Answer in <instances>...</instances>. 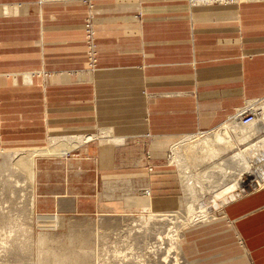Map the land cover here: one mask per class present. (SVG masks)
I'll return each instance as SVG.
<instances>
[{"label":"crops","instance_id":"obj_1","mask_svg":"<svg viewBox=\"0 0 264 264\" xmlns=\"http://www.w3.org/2000/svg\"><path fill=\"white\" fill-rule=\"evenodd\" d=\"M262 99L264 0H0V152L44 151L36 215L178 211L174 139ZM241 194L185 229L187 264H264V184Z\"/></svg>","mask_w":264,"mask_h":264},{"label":"rangeland","instance_id":"obj_2","mask_svg":"<svg viewBox=\"0 0 264 264\" xmlns=\"http://www.w3.org/2000/svg\"><path fill=\"white\" fill-rule=\"evenodd\" d=\"M248 105L259 111L258 119L264 116V99L254 102H248ZM235 124L237 125L236 121L230 118L221 126L222 128L227 127L231 139L236 145L235 148L232 150L228 149L226 151L221 150L219 154L216 156V158L213 157L211 158L212 160L211 159L206 160L205 166H200L202 165L198 161L200 158H196V159L193 158L191 159V161H193L194 168L189 167L187 164L188 161L185 157L188 156V151L190 150H187L185 147L197 141L200 142L201 144L205 138L208 139L213 138L216 131L215 132L212 131V133L210 134L199 133L192 136H181L174 139V142L170 146L169 152L172 156L171 161L178 166V172L181 178L182 204L179 209V213L175 212L177 214L176 216L170 215L169 219L154 220L151 222L150 227H148L146 231L143 230L144 228L142 227L146 225L144 224V221L142 219V216L146 214V212L135 216L115 217L113 220L110 221L108 226H104V225L99 226L100 225L99 221L98 220L96 221L94 219H87V218L59 219L57 216L36 215L34 211V189H33L34 157L36 154L44 153V151H34V150L1 151L0 152V264H51L52 263L51 261L53 260L75 259L76 257L90 258V260H94L96 258L102 259L104 257L103 258L104 260L107 259L105 261V264L107 263L121 264L120 263L122 261L121 259L123 257L126 258L125 256H123V254H126L128 255L127 257H130L126 261L127 263H125V261L123 263L139 264V262L138 261L136 262L135 260H138V258L141 259L142 255H144V257L147 256L151 257V255L161 254L165 250L171 252L176 249L179 251L180 254V257L178 258L177 262L167 261L168 263H158V264H187L184 260L181 247L179 248L175 247L179 240L173 241V239L170 238V236H168L165 238H168L170 240L166 243H157L155 245L154 242H156L157 239L158 240L165 239L164 235L167 233V229L173 226V222L176 219L180 221V225H181L180 228L182 227V229L180 230L181 231L183 230L182 232L186 233L187 230L185 229L190 227L191 225L194 226V224L196 223L197 224L195 226L204 225V224H208L205 223L206 221L212 220L213 218L216 219L219 218L217 211L221 210L222 207L227 203L225 202V197L223 196L213 197L211 199H208L211 200L210 203H207L205 205L207 211L209 212V214H207L208 217L190 223V221L188 220L189 213L187 212L188 211L187 209L189 203L193 201L192 198H195V196L193 197L190 191L187 189L188 184L184 180V174L190 173L192 169V171H196L197 174H200V176L196 178L203 180L205 182V186H209V188H213L214 186L216 187V181H219V183L217 184L221 183L220 182L221 178L217 177L219 172L216 173L215 171L220 170L221 172H227V170L230 169L235 170L234 168L236 167H238L237 169L239 170L240 165L237 160H233V158H235L233 157V155H235V153L237 152L240 153L242 149H244L249 145V143L257 142L259 139L264 137V133H262L257 137L253 136L254 137L253 139H251L250 141L248 140L246 143H244L239 141L238 135H236L235 132L233 131L232 127H235ZM238 126L240 125L238 124ZM68 139L70 140L71 143L69 142V144L66 145V147L74 146L80 143L81 141H83V138L82 140L78 138L80 140L77 141L74 140L75 138H68ZM10 154L14 156L12 160L7 159L8 157H6V156H10ZM176 159H178V161H176ZM231 162H237L238 165L236 163L235 165H233ZM15 164L16 165L18 164L17 166H20L21 168L19 167L17 169H14L15 172H11L10 174L7 169L14 167ZM227 164H231V165L227 166ZM205 176H207L210 180L207 181L208 178H205ZM239 176L241 175L236 174L234 176V178L236 177L235 182H238L237 185L239 186L242 185L240 186V188H237V192H240L238 190H240L241 187H245L250 183L249 181L248 184L247 183L239 184L240 183L238 180ZM252 179L253 178L250 176L249 180ZM194 180L196 181L195 178H192L191 182ZM197 184L200 185V181H198ZM232 184L233 183H231V185ZM233 185L235 186L236 184ZM227 187L228 185H226L221 189H225ZM253 189L254 188L248 187V190L246 192H243L242 194L247 193ZM220 191L221 190H219L217 194ZM234 191H236V187L234 188ZM196 196L198 195L196 194ZM215 202L216 204H214ZM185 204H186V208H185ZM207 206H209L210 209L207 208ZM156 214H165V213H156ZM158 217H162V215ZM215 221L212 220L210 221V223ZM123 228H131L134 231L131 232L130 230V235H129L125 231L123 233L120 232V230ZM161 236H163V238ZM163 244L171 245V246L167 249L160 248L159 250L161 252L155 251L157 252L155 253L154 249L155 248L157 249V246L162 247ZM147 245L149 247H152L153 250L150 251H153V254L152 252L148 253V249L150 248H147ZM181 245L182 247H184V240H182ZM120 254L122 255L116 258L117 257L116 255H120ZM90 260L89 262H87V264H94V262H91ZM141 263L147 264V262L145 261Z\"/></svg>","mask_w":264,"mask_h":264},{"label":"bare ground","instance_id":"obj_3","mask_svg":"<svg viewBox=\"0 0 264 264\" xmlns=\"http://www.w3.org/2000/svg\"><path fill=\"white\" fill-rule=\"evenodd\" d=\"M236 123H237V125L235 124V127H232V128H233V131L235 132V134L238 135L239 141H241V142L246 143L248 140L250 141L251 139H253L254 138L253 136L257 137V136L261 135L262 133H264V116L262 118L257 119L256 122H254L253 124H250V125H242V124H240L238 122H236ZM238 124L240 126H238ZM215 131H214L215 134H214L213 138H211V139L205 138L204 141L201 144H200V142L197 141V142H194L193 144H190V145L185 147L187 150H190V151H188V156L185 157L187 159V161H188L187 164H188L189 167H191V168L193 167V161H191V159H193V158H195V159L196 158H200L198 160L199 163L202 164L200 166H205L206 160H209V159H211L213 157L216 158V156L219 154V152L221 150L222 151H226L228 149L232 150V149L235 148L236 145L232 141L231 136H230V134H229V132L227 130V127H223V128L220 127L217 130H215ZM201 134H204V133H201ZM89 137H91V136H89ZM73 138H75L74 139L75 141L80 140V139L82 140V138H80V137H79L80 139H78V137H73ZM85 140H88V138L86 139V137H85ZM69 142H70V140L68 138H65V137L64 138H57V139L54 140V143L57 146H59V147L60 146L66 147V145H68ZM6 157H8L7 159H10V160H12L14 158V156H12L11 154H10V156H6ZM233 157H235V158H233V160H237L238 161V163L240 165V169L238 170L237 169L238 167H236V168H234L235 170H231L230 169V170H227V172H221L220 170L215 171L216 173L219 172L217 177L221 178V181H220L221 185L217 184V183H219V181H216V187L214 186L213 188H209V186H205V182L203 180H201L199 178H196V177H199L200 174H197L196 171H192V169H191L190 173L184 174V180L188 184L187 189L190 191V193H191V195L193 197L195 196V198H192V196H191L193 201L189 203L188 209H187L188 210L187 212L189 213L188 220L190 221V223L191 222H196V221H199L202 218L208 217L207 214H209V212L207 211L206 206H205L207 203H210V201H211V200H208V199H211L213 197H222L223 196V197H225V202H228L229 200H232V199L240 196L241 193L246 192L248 190V187L255 188L257 186H261V185L264 184V137H262L261 139H259L255 143H249V145L247 147L242 149L240 153L239 152L235 153V155H233ZM176 161H178V159H176ZM231 163L233 165H235V163L238 165L237 162H231ZM17 165L15 164L14 167H11V168L7 169L8 172L10 174H11V172H15L14 169H17V168L20 167V166H17ZM230 165L231 164H227V166H230ZM197 168H195V169H197ZM237 171H239V172H237ZM185 173H186V171H185ZM199 173H201V172H199ZM220 173H222V174H220ZM29 174H30V172H29ZM234 174L235 175L236 174L241 175V176L238 177V180L240 182L239 184H246V183L248 184L249 181H250L249 185H246L245 187H241V189L238 190L240 192H237V188H240V186H242V185H240V186L237 185L238 182H235L236 181V179H235L236 177L234 178V176H235ZM213 175H214V173H213ZM250 176L253 178L252 180H249ZM192 178H195L196 181L194 180V181L191 182ZM205 178H208V177L205 176ZM209 180L210 179L208 178L207 181H209ZM198 181H200V185L197 184ZM231 183L236 184V185L235 186L233 184L231 185ZM226 185H228L227 188L221 189V188L225 187ZM235 187H236V191H234ZM245 188H247V189H245ZM219 190H221V191L217 194V192ZM196 194L198 196H196ZM214 204H216V202ZM207 208H209V206H207ZM160 215H162V217H158ZM170 215L176 216L177 214H173L171 212L170 213H165V214H156L155 212H153L151 210H148L146 212V214H144L142 216L144 224H146V225L142 226L144 228L143 230L146 231V229L148 227H150L152 221L158 220V219H169ZM176 218H178V217H176ZM130 230H131V232L134 231L131 228H123V229L120 230V232L123 233L125 231V232H127L130 235ZM169 230H172V229L170 228ZM181 233H183V232H181ZM181 237H182V234H181ZM181 237H180V242L179 241L177 242V245H176L177 248L181 247V240H182ZM169 246H171V245H169ZM147 248H150V249H148V253L152 252V254H153V251H150V250H153L152 247H149L147 245ZM160 248L161 249H167L166 246H164V247L163 246L162 247H158L157 246L158 250L155 248L154 252L155 251L161 252L159 250ZM157 252H155V253H157ZM52 255H53V253H52ZM93 255H95V254H93ZM121 255L122 254L116 255L117 257L116 256L115 257L118 258V256H121ZM68 256H70V255H68ZM123 256H125L127 259L124 258V257L123 258L121 257L122 258L121 259L122 261L120 262L121 264L127 263L126 261L128 260V258H130V257H127L128 255H126V254H123ZM142 257H144V255L141 256V259L138 258V260H135V261L136 262L138 261L139 264H142L141 262H144V261L147 262L144 259L145 257L144 258H142ZM107 258H110V257H107ZM102 259L96 258V259L90 260V261L94 262V264H103V263L105 264V261L107 259L106 260H104V259L102 260ZM111 259H112V257H111ZM119 261H120V259H119ZM124 261H125V263H123ZM51 262H52L51 264H87V262H89V259L76 257L75 259H67V260L59 259V260H53ZM134 264H136V263H134ZM143 264H145V263H143Z\"/></svg>","mask_w":264,"mask_h":264},{"label":"built area","instance_id":"obj_4","mask_svg":"<svg viewBox=\"0 0 264 264\" xmlns=\"http://www.w3.org/2000/svg\"><path fill=\"white\" fill-rule=\"evenodd\" d=\"M191 4H223V3H237L240 1L244 0H189ZM248 1V0H247ZM86 31H87V38L90 43V49H91V57L94 54L93 50V30H92V24L91 22H88L86 24ZM259 116V111L246 103L242 108L238 109L235 114L231 117V119L235 120L236 122L242 124V125H250L256 122ZM256 189V188H254ZM176 213H179V210L176 211ZM173 212V214H176ZM177 220V221H176ZM174 220L173 226L169 227L167 229V233L164 235L165 237L170 236V238L173 239V241L179 240L180 242V237H181V231L182 227L180 228V221L178 219ZM172 228V230H169ZM163 237V236H162ZM170 239L166 238L164 240H158L155 243H166ZM167 246L169 248V245L163 244L162 245ZM177 247V246H175ZM170 251H164L161 254L158 255H152L151 257H145L147 264H158V263H168V262H177L178 258L180 257V254L178 250H173L169 253ZM166 261V262H165ZM168 261V262H167Z\"/></svg>","mask_w":264,"mask_h":264}]
</instances>
